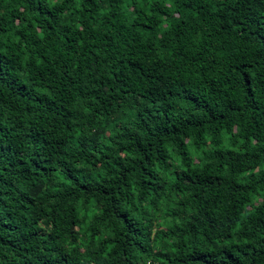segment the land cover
I'll return each instance as SVG.
<instances>
[{
  "label": "trees",
  "instance_id": "trees-1",
  "mask_svg": "<svg viewBox=\"0 0 264 264\" xmlns=\"http://www.w3.org/2000/svg\"><path fill=\"white\" fill-rule=\"evenodd\" d=\"M154 228L264 264V0H0V264L154 257Z\"/></svg>",
  "mask_w": 264,
  "mask_h": 264
},
{
  "label": "clouds",
  "instance_id": "clouds-1",
  "mask_svg": "<svg viewBox=\"0 0 264 264\" xmlns=\"http://www.w3.org/2000/svg\"><path fill=\"white\" fill-rule=\"evenodd\" d=\"M154 232L155 228L151 234V247L152 252L155 255L154 257L140 258L113 248L109 243V241L113 238L108 231V234L101 232L94 236V244L97 242L95 244L97 247V252L89 249V253L87 254L86 251L80 249L81 255L86 259L83 264H118V262H113V260H119L121 264H174L170 260L171 251L165 247L162 249V245L160 244L153 246ZM113 241H122V239L121 237H117L114 238ZM99 242H102L101 246L99 245Z\"/></svg>",
  "mask_w": 264,
  "mask_h": 264
}]
</instances>
